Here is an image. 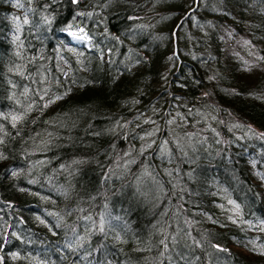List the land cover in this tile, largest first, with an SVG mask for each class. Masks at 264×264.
Instances as JSON below:
<instances>
[{"label": "trees", "instance_id": "16d2710c", "mask_svg": "<svg viewBox=\"0 0 264 264\" xmlns=\"http://www.w3.org/2000/svg\"><path fill=\"white\" fill-rule=\"evenodd\" d=\"M0 264H264V0H0Z\"/></svg>", "mask_w": 264, "mask_h": 264}, {"label": "bare ground", "instance_id": "6f19581e", "mask_svg": "<svg viewBox=\"0 0 264 264\" xmlns=\"http://www.w3.org/2000/svg\"><path fill=\"white\" fill-rule=\"evenodd\" d=\"M69 38H70L71 41L75 42L76 44L83 43L85 45L87 43V39L85 41H84V39H82L83 41L82 40L80 41L79 39H78L79 41L78 40L74 41L75 38H78L76 35H74V33L69 34Z\"/></svg>", "mask_w": 264, "mask_h": 264}, {"label": "rangeland", "instance_id": "374dc122", "mask_svg": "<svg viewBox=\"0 0 264 264\" xmlns=\"http://www.w3.org/2000/svg\"><path fill=\"white\" fill-rule=\"evenodd\" d=\"M72 34V33H71ZM74 35H76L78 38H75V40L74 41H77L78 39L81 41L82 39H84V41L86 40V38L85 37H83V35H79V34H74ZM78 40V41H79ZM83 41V40H82Z\"/></svg>", "mask_w": 264, "mask_h": 264}]
</instances>
